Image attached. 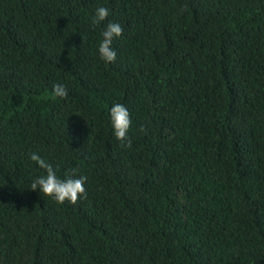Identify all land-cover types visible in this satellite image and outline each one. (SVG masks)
<instances>
[{
  "label": "trees",
  "instance_id": "obj_1",
  "mask_svg": "<svg viewBox=\"0 0 264 264\" xmlns=\"http://www.w3.org/2000/svg\"><path fill=\"white\" fill-rule=\"evenodd\" d=\"M0 264H264V0H0Z\"/></svg>",
  "mask_w": 264,
  "mask_h": 264
},
{
  "label": "clouds",
  "instance_id": "obj_2",
  "mask_svg": "<svg viewBox=\"0 0 264 264\" xmlns=\"http://www.w3.org/2000/svg\"><path fill=\"white\" fill-rule=\"evenodd\" d=\"M109 16V9L100 6L95 10L94 23L98 24L105 21ZM123 27L120 23L109 22L102 32V40L98 46L100 58L106 63H114L116 60V51L112 47L113 40L123 35ZM53 94L60 98L67 96V89L60 84L53 86ZM113 135L118 141H126L127 147H131V141L128 132L132 124L131 115L127 107L121 103H115L109 110ZM30 159L35 161L40 168L45 170L44 175L37 176L31 183L30 189L35 191L39 189L45 196L55 199L57 203L68 201L75 204L81 196H86L84 187L87 177L76 176L75 170L68 175L66 179L57 176L56 170L51 164L47 163L37 154H32Z\"/></svg>",
  "mask_w": 264,
  "mask_h": 264
}]
</instances>
